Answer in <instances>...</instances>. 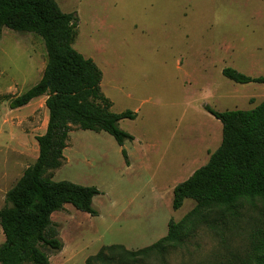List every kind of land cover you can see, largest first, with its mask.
<instances>
[{
  "label": "rangeland",
  "instance_id": "374dc122",
  "mask_svg": "<svg viewBox=\"0 0 264 264\" xmlns=\"http://www.w3.org/2000/svg\"><path fill=\"white\" fill-rule=\"evenodd\" d=\"M55 1L78 17L74 48L103 72L101 88L112 111H131L136 118L119 123L134 137L124 147L105 132L72 128L61 168L46 177L96 187L98 216L71 205L55 213L63 249L50 264H87L115 245L131 252L147 249L166 238L170 226L175 231L181 225L182 243L167 248L164 264H254L246 232L254 223L249 202L239 205L243 228L232 231L226 208L194 212L197 203L186 200L175 211L173 198L174 188L206 165L222 143V124L205 107L247 111L264 102V85H239L223 76L231 68L264 77V0ZM47 63L39 36L4 29L0 210L6 194L36 163V138L45 134L49 120L44 97L20 109L10 104L41 81ZM256 206V221L262 223L264 206ZM146 264L163 262L153 254Z\"/></svg>",
  "mask_w": 264,
  "mask_h": 264
},
{
  "label": "trees",
  "instance_id": "16d2710c",
  "mask_svg": "<svg viewBox=\"0 0 264 264\" xmlns=\"http://www.w3.org/2000/svg\"><path fill=\"white\" fill-rule=\"evenodd\" d=\"M78 26V17L64 13L55 0H0V37L4 29L35 34L43 40L48 55L41 81L14 99L11 109L27 107L44 97L49 112L46 132L36 138L38 159L6 194L0 210L5 236V243L0 245V264H50L51 256L63 249L52 216L64 211L66 205L98 216L94 199L101 192L96 187L46 177L49 171L61 168L73 127L105 132L120 147L134 141L119 123L134 120L136 115L112 111V102L101 88L103 72L74 48ZM223 76L239 85H264V77H250L231 68L224 69ZM205 110L221 122L222 143L206 165L174 188L173 209L180 210L186 200L197 203L194 212L226 208L233 219L232 231H239L243 228L239 205L249 202L248 218L255 224H248L247 239L254 264H264V219L262 223L256 221V204L264 206V102L247 111L217 112L208 106ZM122 154L127 162L126 149ZM210 227L220 231L214 225ZM182 234V225L175 231L170 226L169 235L147 249L131 252L120 245L109 246L90 257L87 264H146L153 254L164 264L167 248L182 243Z\"/></svg>",
  "mask_w": 264,
  "mask_h": 264
},
{
  "label": "crops",
  "instance_id": "0c3cea01",
  "mask_svg": "<svg viewBox=\"0 0 264 264\" xmlns=\"http://www.w3.org/2000/svg\"><path fill=\"white\" fill-rule=\"evenodd\" d=\"M36 100H38V99H36ZM44 135V134H43ZM37 141V140H36Z\"/></svg>",
  "mask_w": 264,
  "mask_h": 264
}]
</instances>
